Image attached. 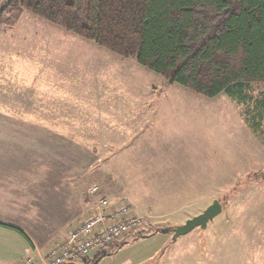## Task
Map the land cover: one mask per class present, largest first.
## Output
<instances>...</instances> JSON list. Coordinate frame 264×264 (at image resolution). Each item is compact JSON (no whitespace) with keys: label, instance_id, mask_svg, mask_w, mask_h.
Here are the masks:
<instances>
[{"label":"rangeland","instance_id":"obj_1","mask_svg":"<svg viewBox=\"0 0 264 264\" xmlns=\"http://www.w3.org/2000/svg\"><path fill=\"white\" fill-rule=\"evenodd\" d=\"M6 3L0 0V7ZM23 14L13 30L0 28V67L5 70L9 63L16 80L9 92L12 100H26L12 105L18 114L26 109L33 116L27 110L34 109L45 86L59 95L72 94L84 110L96 111L94 119L102 99L187 102L170 111L173 105L162 101L163 112L153 128L112 139L117 147L94 136L98 125L92 119L91 124L50 122L42 115L40 140L33 126L11 120L9 166L0 172V188L5 187L0 222L23 231L36 248L47 247L82 222L88 212L86 189L96 183L109 203L133 210L143 231L123 238L120 248L113 247L99 264H264V83L248 84L243 102L225 94L207 99ZM3 46L8 49L2 53ZM105 55L116 65H109ZM42 57L53 64L45 68L43 63L45 69L38 73ZM69 63L86 68L85 75L68 68ZM60 65L67 66L64 76ZM63 82L67 85L59 86ZM252 174L259 176L250 179ZM215 200L222 206L220 215L204 229L173 240L174 228Z\"/></svg>","mask_w":264,"mask_h":264},{"label":"trees","instance_id":"obj_2","mask_svg":"<svg viewBox=\"0 0 264 264\" xmlns=\"http://www.w3.org/2000/svg\"><path fill=\"white\" fill-rule=\"evenodd\" d=\"M6 2L0 7V28H13L23 13H29L133 60L167 85L207 99L225 94L243 102L248 84L264 83V0ZM0 228L31 244L20 229L1 222ZM113 247L120 248V244L103 248L86 264H99Z\"/></svg>","mask_w":264,"mask_h":264},{"label":"crops","instance_id":"obj_3","mask_svg":"<svg viewBox=\"0 0 264 264\" xmlns=\"http://www.w3.org/2000/svg\"><path fill=\"white\" fill-rule=\"evenodd\" d=\"M22 17H24V14L21 15L20 19ZM20 19L18 20L17 24L19 23ZM15 26L13 27V29L15 28ZM32 26L33 24H31V27ZM37 27L39 31H41V33L42 30L45 29L41 24ZM10 29L13 30L12 28ZM3 48L5 49L2 50V53L4 52V50L6 51V48L8 49V47L4 46ZM5 56L8 58L6 53ZM63 57L69 60L66 55H63ZM63 57L61 63L64 61ZM104 58L105 61L107 58L109 65H116V62L111 59V57L105 55ZM45 61L46 62H44V58L42 57V61L39 67H37L38 73H41L42 70L50 67L51 64H53L48 58L45 59ZM105 61L102 62L105 63ZM43 63L45 68H41V66H43ZM70 63L68 65V68L71 67L70 69H73L75 72H80L82 76L85 75V71L87 70L86 68L80 67V64L76 65L74 63L76 66H73V63ZM60 67L61 68L59 71V75L64 76L67 66L60 65ZM57 68V66H53L52 72L53 70L57 71ZM115 68L118 69V71H121V68L119 67H108L107 69ZM52 72L51 75H54ZM57 74L58 71L56 72V75ZM14 82H16V80L12 78L9 72V63H6L5 70L4 66L0 67V172L5 166H9L8 130L9 122L11 120H17L18 118L22 120L23 124L26 123V126H33L36 131L35 139L38 138L40 140L42 132L41 123L43 121L42 115L47 116L44 119L50 122L80 121L84 124L85 122L91 124L92 119L97 121L96 124L98 125L97 135L94 136H97L101 140H109L112 145L107 147H117V141L112 139L134 137L135 133H137L136 135H142L145 134V131L151 130V128H153V126L158 122V119L161 118L160 114L163 112V110H161L162 106L160 104L162 103V101H167L168 105L170 102L173 105L172 107L170 106V111H173L176 106L180 105V103L185 104L187 102L186 100L181 101V99L174 98H158L156 100H153L152 98L102 99L101 101L99 100L97 102L98 105L94 104L99 106L98 108L100 109V114L96 117V120L94 119L96 111L93 110L92 112H89V110H84L83 106L81 105L82 102H80L79 100H73L71 97L72 94L69 93L66 96V93L64 92L65 94L59 95L57 93V90H52V88H48L45 86L40 88L39 96L38 98H35L36 104L34 103V109L27 110L28 113H33V116H31L29 114H26V109L23 111V114H18V112H15V106L12 105H17L18 101L22 102L25 105L26 100H12L13 97H11L10 92L11 88H13L14 86ZM63 83L64 84H59V86L67 85V83ZM10 99L14 102H11ZM43 100L45 103H43ZM43 104L46 105L44 111ZM17 114L20 115V117H17ZM25 114L29 117L25 116ZM30 123H32V125ZM92 124L95 125V122H93ZM84 128L87 129L86 126ZM88 128L91 129L90 126H88ZM162 129H165V126ZM130 134H132L133 136ZM103 147H106V145ZM107 152L110 153L109 150H107ZM4 188L5 187L3 186L0 188V195H2V193L5 194ZM85 200L89 202L87 197L85 198ZM1 202H3V197H0V203ZM0 207H2V205H0ZM86 207L87 209H89V206L87 204ZM47 249L48 246L36 248L33 244L29 245L17 233L11 230L0 228V264H24V261L27 258H32L37 263H39L40 259L43 260L46 257Z\"/></svg>","mask_w":264,"mask_h":264},{"label":"built area","instance_id":"obj_4","mask_svg":"<svg viewBox=\"0 0 264 264\" xmlns=\"http://www.w3.org/2000/svg\"><path fill=\"white\" fill-rule=\"evenodd\" d=\"M85 195L89 209L82 222L50 244L39 263L27 258L25 264H86L103 248L142 229V220L133 210L125 204L109 203L96 183L87 187Z\"/></svg>","mask_w":264,"mask_h":264},{"label":"water","instance_id":"obj_5","mask_svg":"<svg viewBox=\"0 0 264 264\" xmlns=\"http://www.w3.org/2000/svg\"><path fill=\"white\" fill-rule=\"evenodd\" d=\"M222 213V206L219 201L215 200L210 206H208L200 215L195 216L187 220L183 225L177 226L173 229V240L180 236L185 235L192 231L193 229L199 227L204 229L209 222H211L215 217Z\"/></svg>","mask_w":264,"mask_h":264}]
</instances>
